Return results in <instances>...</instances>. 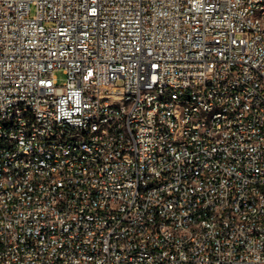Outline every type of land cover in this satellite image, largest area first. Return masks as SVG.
<instances>
[{"label":"built area","instance_id":"built-area-1","mask_svg":"<svg viewBox=\"0 0 264 264\" xmlns=\"http://www.w3.org/2000/svg\"><path fill=\"white\" fill-rule=\"evenodd\" d=\"M259 5L0 0V264H264V207L242 220L243 208L264 200ZM162 84L199 94V103L172 96L154 111L149 89L165 93ZM133 90L138 101L127 100ZM116 103L122 112H111ZM211 107L231 110L232 121L199 123ZM25 108L45 125L28 116L2 140L3 120ZM67 120L85 128L82 147L95 157L75 160L71 146H49L71 133ZM33 126L43 127L41 138ZM33 148L50 151L47 163ZM201 211L208 226H198ZM144 227L151 238L134 241ZM140 248L152 250V261L139 259Z\"/></svg>","mask_w":264,"mask_h":264},{"label":"bare ground","instance_id":"bare-ground-1","mask_svg":"<svg viewBox=\"0 0 264 264\" xmlns=\"http://www.w3.org/2000/svg\"><path fill=\"white\" fill-rule=\"evenodd\" d=\"M256 26H264V0H260V5L256 10ZM209 86H217V79H209ZM162 91L165 93H157V89H149V96H155L154 111H162L165 102L171 101L174 96V104H198L199 94L183 93L182 88L177 85L162 84ZM231 91H238V84H231ZM140 90L127 92L128 101H138ZM123 103L111 105V112H122ZM190 115H198V108H190ZM28 116H31L33 125H45V118H41L35 114L34 108H25V114H10V119L3 120L2 140H9L11 130H16V124L28 123ZM225 121H232V111L222 109L221 107H211L203 111V115H199V123L206 121H217L219 117ZM67 131L71 133L62 138L50 137L49 146L63 148L71 146V152L75 155V160H83V156L95 157V150L86 146L85 128L78 126L75 120H67ZM43 127L33 126L32 135L34 138H41ZM117 134L120 138H127V129L125 126H117ZM79 141V144H75ZM31 155V148H22L21 156ZM33 155H37V161L47 163L50 158V151L45 148H33ZM216 153H207V161H215ZM99 164H106V156H99ZM197 166H188V175H196ZM264 200L263 198H255L254 203H249V207L243 208L242 220H249V217L261 216L263 214ZM226 207H215V215H225ZM233 223H241V216H233ZM209 225V211H201V218L198 219V226ZM151 238V227H144L142 232L134 233V241H144ZM139 259L142 261H152L153 252L148 248L139 249Z\"/></svg>","mask_w":264,"mask_h":264},{"label":"rangeland","instance_id":"rangeland-1","mask_svg":"<svg viewBox=\"0 0 264 264\" xmlns=\"http://www.w3.org/2000/svg\"><path fill=\"white\" fill-rule=\"evenodd\" d=\"M55 75L58 77L59 84H62L65 80V75L62 70H56Z\"/></svg>","mask_w":264,"mask_h":264}]
</instances>
